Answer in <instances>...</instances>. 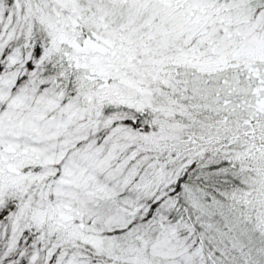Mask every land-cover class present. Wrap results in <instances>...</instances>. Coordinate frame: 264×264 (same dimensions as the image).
<instances>
[{
  "label": "snow or ice",
  "instance_id": "1",
  "mask_svg": "<svg viewBox=\"0 0 264 264\" xmlns=\"http://www.w3.org/2000/svg\"><path fill=\"white\" fill-rule=\"evenodd\" d=\"M0 264H264V0H0Z\"/></svg>",
  "mask_w": 264,
  "mask_h": 264
}]
</instances>
